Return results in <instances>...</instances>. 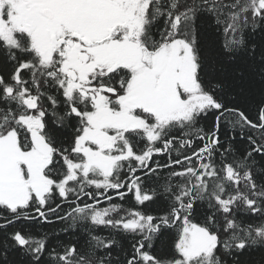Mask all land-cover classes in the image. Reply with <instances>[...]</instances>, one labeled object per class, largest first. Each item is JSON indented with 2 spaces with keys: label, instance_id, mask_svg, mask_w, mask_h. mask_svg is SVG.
Returning a JSON list of instances; mask_svg holds the SVG:
<instances>
[{
  "label": "snow or ice",
  "instance_id": "snow-or-ice-1",
  "mask_svg": "<svg viewBox=\"0 0 264 264\" xmlns=\"http://www.w3.org/2000/svg\"><path fill=\"white\" fill-rule=\"evenodd\" d=\"M0 264H264V0H0Z\"/></svg>",
  "mask_w": 264,
  "mask_h": 264
}]
</instances>
